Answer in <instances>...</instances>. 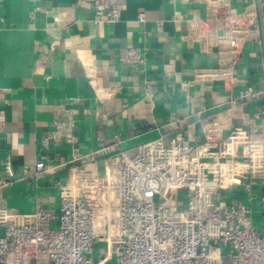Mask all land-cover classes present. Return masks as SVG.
<instances>
[{
  "label": "crops",
  "instance_id": "obj_1",
  "mask_svg": "<svg viewBox=\"0 0 264 264\" xmlns=\"http://www.w3.org/2000/svg\"><path fill=\"white\" fill-rule=\"evenodd\" d=\"M117 1L121 17L107 22L95 20L94 0H0V180L5 162L13 169L0 208L57 213L65 195L113 181L122 153L177 136L204 144L207 122L226 114L221 136L237 128L264 136V4L228 0L237 11L256 4L261 34L248 37L223 80L200 76L222 55L189 35V21L206 17L205 0ZM133 47L144 63L126 62ZM42 156L48 171L36 175ZM222 198L264 228L263 175Z\"/></svg>",
  "mask_w": 264,
  "mask_h": 264
},
{
  "label": "built area",
  "instance_id": "obj_2",
  "mask_svg": "<svg viewBox=\"0 0 264 264\" xmlns=\"http://www.w3.org/2000/svg\"><path fill=\"white\" fill-rule=\"evenodd\" d=\"M205 1L206 17L189 21V35L222 55L219 68L203 69L200 76L209 72L224 80L248 37L261 34L258 11L256 4L237 11L228 0ZM93 5L97 21L115 22L124 9L117 0ZM138 21H145L143 13ZM125 60L144 63L141 49L129 48ZM224 119L227 114L207 122L204 144L177 136L168 145L156 139L122 153L113 181L65 195L57 213L41 205L32 214L0 208V264H224L223 246L232 250L230 264H264V228L254 225L249 208L222 198L225 188L249 175L264 176V136L241 128L221 136ZM45 158L36 163V175L48 171ZM5 170L0 187L11 183L9 161ZM96 242L109 249L93 257Z\"/></svg>",
  "mask_w": 264,
  "mask_h": 264
},
{
  "label": "rangeland",
  "instance_id": "obj_3",
  "mask_svg": "<svg viewBox=\"0 0 264 264\" xmlns=\"http://www.w3.org/2000/svg\"><path fill=\"white\" fill-rule=\"evenodd\" d=\"M182 197L184 198V196L181 195V199ZM109 249V245L106 243H95V254H93V257L97 256L98 250H100V255L104 252L107 251ZM223 250V260H224V264H230L231 263V259L227 256L228 253H230L232 250L230 249V247L228 246H223L222 247ZM120 252H116L114 254V257H116L117 255H119ZM113 262L109 263L112 264Z\"/></svg>",
  "mask_w": 264,
  "mask_h": 264
},
{
  "label": "water",
  "instance_id": "obj_4",
  "mask_svg": "<svg viewBox=\"0 0 264 264\" xmlns=\"http://www.w3.org/2000/svg\"><path fill=\"white\" fill-rule=\"evenodd\" d=\"M263 29H264V27H263Z\"/></svg>",
  "mask_w": 264,
  "mask_h": 264
}]
</instances>
